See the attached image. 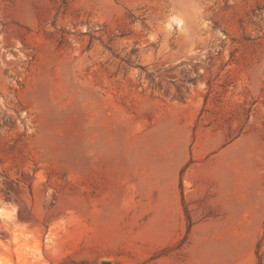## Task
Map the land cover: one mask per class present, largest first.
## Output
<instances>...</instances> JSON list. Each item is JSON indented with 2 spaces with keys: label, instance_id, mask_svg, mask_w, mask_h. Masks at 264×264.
I'll return each mask as SVG.
<instances>
[{
  "label": "rangeland",
  "instance_id": "374dc122",
  "mask_svg": "<svg viewBox=\"0 0 264 264\" xmlns=\"http://www.w3.org/2000/svg\"><path fill=\"white\" fill-rule=\"evenodd\" d=\"M0 264H264V0H0Z\"/></svg>",
  "mask_w": 264,
  "mask_h": 264
}]
</instances>
